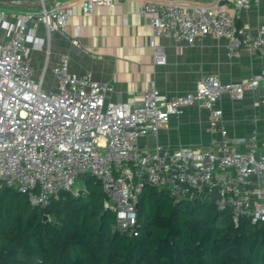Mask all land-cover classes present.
<instances>
[{"label":"built area","instance_id":"2783aa9c","mask_svg":"<svg viewBox=\"0 0 264 264\" xmlns=\"http://www.w3.org/2000/svg\"><path fill=\"white\" fill-rule=\"evenodd\" d=\"M38 2L22 10L16 3H0L1 185L28 195L33 206L45 207L63 191L77 199L86 196L89 189L81 176H91L101 182L104 207L116 214L117 228L131 237L138 235L137 205L146 185L166 190L177 205L215 202L220 210L230 209L236 222L245 217L253 224L264 223L261 137L254 131L248 140H232L220 106L224 95L239 101L247 91L258 90L264 70L234 83L207 76L194 90L176 96L162 94L152 81L144 104L134 107L111 101L108 86L92 71L70 72V57L62 55L52 68L56 84L45 89L51 40L55 32L66 35L71 9ZM121 2L86 0L82 14L91 17L99 6ZM232 2L248 10L259 0ZM143 13L155 36L174 42L195 45L212 36L225 41L229 57L235 59L243 47L264 51V23L256 31L240 27L224 0H143ZM67 37L83 47L79 28ZM39 51L45 58L37 74L33 55ZM154 53L156 64H164L163 52L156 48ZM193 105L206 112L211 133L220 135L216 144L140 149L141 138L157 137L172 117ZM241 145L247 150L241 151Z\"/></svg>","mask_w":264,"mask_h":264},{"label":"crops","instance_id":"0c3cea01","mask_svg":"<svg viewBox=\"0 0 264 264\" xmlns=\"http://www.w3.org/2000/svg\"><path fill=\"white\" fill-rule=\"evenodd\" d=\"M85 1L45 0L48 7L63 3L71 9L66 35L55 32L51 40L52 54L45 89L56 84L52 68L62 55L70 57V72L92 71L97 81L108 86L111 101L134 107L144 104L152 81L162 94L176 96L194 90L207 76H216L222 83H234L264 70V51L243 47L235 59L229 57L225 41L212 36L203 37L195 45L155 36L149 16L143 13V0H122L113 7L99 6L91 17L82 14ZM193 1L212 3V0ZM38 3L17 5V9ZM224 4L240 27L256 31L264 23V0H259L248 10L238 9L232 0H224ZM77 28L80 29L82 48L73 45L67 37H71ZM156 48L164 54L162 65L155 62ZM44 58L42 51L33 55L37 74L41 72ZM263 99L264 83L256 91H247L242 100L224 95L220 101L230 138L248 140L257 131L261 137V151H264ZM219 140L220 135L210 131L206 112L193 105L185 107L181 115L172 117L157 137H143L138 144L141 150L152 152L157 144L172 150L211 148ZM239 149L247 150L245 145Z\"/></svg>","mask_w":264,"mask_h":264},{"label":"trees","instance_id":"16d2710c","mask_svg":"<svg viewBox=\"0 0 264 264\" xmlns=\"http://www.w3.org/2000/svg\"><path fill=\"white\" fill-rule=\"evenodd\" d=\"M82 179L86 196L61 195L45 207L0 184V264H264V223L236 222L215 202L177 205L146 185L131 237L105 209L101 182Z\"/></svg>","mask_w":264,"mask_h":264},{"label":"water","instance_id":"95a60500","mask_svg":"<svg viewBox=\"0 0 264 264\" xmlns=\"http://www.w3.org/2000/svg\"><path fill=\"white\" fill-rule=\"evenodd\" d=\"M36 1H41V0H0V3H8V4H13V3H28V2H36ZM82 178L84 175L81 176ZM62 195L64 196H69V193L66 191L62 192ZM47 219V218H46Z\"/></svg>","mask_w":264,"mask_h":264},{"label":"rangeland","instance_id":"374dc122","mask_svg":"<svg viewBox=\"0 0 264 264\" xmlns=\"http://www.w3.org/2000/svg\"><path fill=\"white\" fill-rule=\"evenodd\" d=\"M0 7H2V8H3V7H4V4H0ZM78 184H81V183L79 182Z\"/></svg>","mask_w":264,"mask_h":264}]
</instances>
